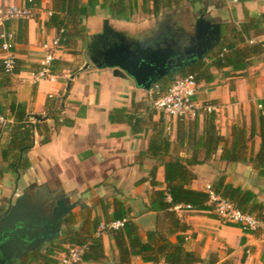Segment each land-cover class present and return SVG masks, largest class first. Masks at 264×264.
Returning a JSON list of instances; mask_svg holds the SVG:
<instances>
[{"label": "crops", "instance_id": "1", "mask_svg": "<svg viewBox=\"0 0 264 264\" xmlns=\"http://www.w3.org/2000/svg\"><path fill=\"white\" fill-rule=\"evenodd\" d=\"M52 2L41 0L34 17L28 19L23 42H17L13 50L21 71L13 76L10 87L0 92V99L7 102L6 94L13 92L17 102L26 106L29 116L42 115L45 118L43 121L50 127H54V121L47 119L48 102L61 100L58 117L61 121L70 120L72 124L55 131L51 141L46 144L42 143L43 138L38 133L35 134V146L28 154L32 166L20 179L13 173L5 175L0 184V198L4 199L0 207L11 203L30 186H47L51 191L67 195L73 203H78L72 214L76 218L75 228L78 230L89 228L96 218L104 219L106 212L111 216L116 203H123L131 209V217L136 222L146 214L156 213L148 209L152 195L155 190L165 188L164 167L147 153L152 133L149 123L145 124L142 132L134 133L127 122L128 115L133 113L150 118V111L154 113V122L160 120L161 115L154 108V90H142L131 79L116 77L113 70L99 69L92 64L87 69L84 66L90 63L87 39L102 31L105 19H109L116 30L126 35L131 29L145 27L130 23L129 18L120 20L112 17L108 9L98 8L96 14L85 21L88 37L83 54L80 56L67 50H57L55 60L66 62L67 66L53 79L38 80L33 73L42 65L46 56L43 45L57 38L56 30L45 27L52 14ZM25 4L26 0H0V9L21 8ZM149 6L152 8L151 4ZM190 8L194 11L198 9L201 15L203 7ZM106 10L110 13L108 18L104 16ZM203 13L207 19L221 25V39L224 37L227 40L232 35L230 30H240L247 18L264 15V0L245 3L229 1L223 8L209 6ZM151 17L155 23L156 17ZM2 31L4 24L0 25ZM250 41H264V36L252 37ZM83 43H78L77 51H81ZM6 55L0 42V59ZM76 57L82 58V65L74 72H69L67 67L72 66ZM212 72L215 75L214 81L199 84L195 97L200 109L201 131L204 124L203 107L213 106L220 134L229 142L233 126H245L248 131L257 128L258 153L262 143L259 134L260 116L263 114L259 105L264 107V54L254 58L246 71L235 72L226 68L212 69ZM168 128L167 131H171ZM175 133L176 127L173 139ZM224 147L222 145L208 163L193 167L197 178L192 188L206 192L208 186L225 175L234 186L258 194L254 185L248 182L249 167L246 164L221 160ZM155 167V180L160 183V187L152 185ZM262 178L260 176V180ZM103 205L108 207L106 211ZM178 213L190 227L186 234L187 247L200 254L205 264L211 255L218 257L217 264L227 261L230 264H264V228L244 231L239 225L226 224L219 218H213L211 215H216L214 211ZM102 237L107 257L102 264H119L113 238L106 233ZM131 264L153 263H144L140 257H133Z\"/></svg>", "mask_w": 264, "mask_h": 264}, {"label": "trees", "instance_id": "2", "mask_svg": "<svg viewBox=\"0 0 264 264\" xmlns=\"http://www.w3.org/2000/svg\"><path fill=\"white\" fill-rule=\"evenodd\" d=\"M52 14L45 24L47 29H54L59 40V49L76 54L78 43L88 37L85 21L94 16L98 8L108 9L113 17L125 20L135 16L138 12L153 15L158 18L171 11H183L187 6L202 5L204 12L209 6L217 9L227 6L229 1L245 3L250 0H52ZM41 0H26L25 7L36 9ZM152 5V8L149 5ZM197 15H200L197 13ZM28 27V19H13L4 23V30L14 34V43L23 42ZM16 28V30H13ZM228 27H226L227 29ZM231 38L222 37L217 47L204 59L197 61L177 74H172L169 87L177 80L189 75L195 76L196 82L212 83L215 75L212 69L223 70L231 68L235 72L246 71L254 58L264 54V41L249 44L252 37L264 36V15L247 18L242 28L231 29ZM2 46V40H0ZM14 50V49H13ZM208 60V61H207ZM67 66L66 62L55 60L50 66L51 75H58L59 71ZM41 66L35 70L38 72ZM17 65L12 73L6 72L4 60L0 59V92L8 89L12 84L13 76L20 73ZM164 80V79H163ZM160 81L157 85L162 84ZM169 87L162 88L167 93ZM163 94V95H164ZM158 93L155 99L161 97ZM7 102L0 99V116L8 123H0V184L7 173H13L20 179L30 168L29 152L35 146V134L38 133L46 144L51 141L52 134L61 127L71 125L69 120L58 117L61 100L48 102L47 119L54 121L50 127L44 121H29L26 106L18 103L13 92L6 94ZM138 110V109H137ZM150 118L137 113L128 115L127 122L134 133L144 130L149 123L151 136L147 153L158 161L165 170V188L155 190L148 209L158 213V227L154 231L144 233L131 217V209L123 203H116L113 214L104 216V224L128 219L120 230L106 229L100 236L97 235L102 223L94 219L90 227L78 230L75 228L76 218L71 215L65 219V227L59 240L50 243L43 250L31 252L20 261V264H59V256L68 253L75 246H86L82 255V263L102 264L106 260L103 242V233L110 235L118 251L119 264H131L133 257H140L144 263L159 264H205L200 254L187 247V232L190 227L182 221L177 207L191 206V211H211L215 207L210 204V194L192 188L197 176L193 167L204 165L212 160L222 145H224L222 161L228 163H253L257 173L264 177V115L260 116L261 147L256 155L250 150V143L258 135L255 128L250 131L245 126L235 125L232 128L231 142L220 134L216 124V113L204 112V124L201 131L199 115L195 119L178 120L175 139L167 131V121L161 116L158 122L153 121V111ZM157 167L153 171L152 185L160 187L156 182ZM212 191L232 202L246 214L255 216L264 222V203L258 201V196L251 190L236 187L222 175L212 185ZM4 199L0 198V204ZM105 211L107 206L103 205ZM219 218L218 215H211ZM218 257L211 255L207 264H217ZM223 264H230L225 262Z\"/></svg>", "mask_w": 264, "mask_h": 264}, {"label": "water", "instance_id": "3", "mask_svg": "<svg viewBox=\"0 0 264 264\" xmlns=\"http://www.w3.org/2000/svg\"><path fill=\"white\" fill-rule=\"evenodd\" d=\"M193 32L179 43L164 41V46L152 39L133 40L116 30L109 19L103 22L102 31L87 39V56L90 64L99 69L113 70L116 77L131 79L145 91L177 72L204 59L221 41L219 23L207 19L201 12L192 22ZM185 58L186 61H181ZM70 87V82L68 88ZM29 119L43 121L40 114ZM0 214V264H20V261L36 250L62 236L65 219L71 216L78 203L67 195L51 191L47 186H30ZM144 232L158 227V214L149 213L136 220Z\"/></svg>", "mask_w": 264, "mask_h": 264}, {"label": "built area", "instance_id": "4", "mask_svg": "<svg viewBox=\"0 0 264 264\" xmlns=\"http://www.w3.org/2000/svg\"><path fill=\"white\" fill-rule=\"evenodd\" d=\"M35 9H28L25 6L21 8L13 9H0V25H3L8 20L13 19H30L34 17ZM0 40H2V50L7 53L4 60L6 72L12 73L17 65V57L14 54V34L2 31L0 32ZM250 44H254V41H250ZM46 50V56L41 65V69L38 72H34L33 76L40 80L46 78H55L50 73V66L55 59V52L59 50V40L54 39L53 41L46 42L43 45ZM157 87V86H156ZM198 91V83L196 82L195 76L189 75L185 78L177 80L172 84L167 93L161 97L155 99L154 108L163 116V118L169 123L171 121L189 120L195 119L200 115V109L195 102V97ZM262 114L264 115L263 105H259ZM205 112L215 111V107L206 106L203 107ZM0 123L6 125L8 121L0 116ZM169 130L171 126L169 125ZM210 194V204L214 205V213L218 215L219 220L226 224L239 225L244 231H256L259 228H264V222L258 220L255 216L249 215L241 211L232 202L223 199L216 195L212 191V187L208 186L207 191ZM177 211H191V206L177 207ZM128 222V219L118 220L109 224L101 225L97 235L100 236L102 231L106 229L120 230ZM86 246H75L69 249L68 253H62L59 256V264H81L82 255L86 250Z\"/></svg>", "mask_w": 264, "mask_h": 264}, {"label": "flooded vegetation", "instance_id": "5", "mask_svg": "<svg viewBox=\"0 0 264 264\" xmlns=\"http://www.w3.org/2000/svg\"><path fill=\"white\" fill-rule=\"evenodd\" d=\"M199 17L200 15H197L196 11H194L192 8H189V12L185 14V16L184 13L179 11L177 13H169L149 27L147 26L140 29H131L126 33L130 39H152L162 46H164V41L172 42V39L179 43L182 38L184 39L188 34L193 32L192 22H195ZM181 61H186V59L182 58ZM188 67L189 66H184L172 74H177L181 70H184ZM5 210V207L1 206L0 214L5 212Z\"/></svg>", "mask_w": 264, "mask_h": 264}, {"label": "rangeland", "instance_id": "6", "mask_svg": "<svg viewBox=\"0 0 264 264\" xmlns=\"http://www.w3.org/2000/svg\"><path fill=\"white\" fill-rule=\"evenodd\" d=\"M196 7H198L200 9V7H202V5H197ZM189 8H190V6H187L185 10L179 11V12L184 13V16H185V14H187L189 12ZM195 11L198 13V9H195ZM175 12L177 13L178 11H171L169 13H175ZM108 13H109V11L106 10L105 11V15H104L105 18H108L107 16L110 14V13L109 14ZM165 15H167V14H164V15L156 18V20L158 21L159 19H162L163 17H165ZM112 17H113V15H112ZM150 17H151V15H149V14H143L142 12H140V13H137L134 17H130L129 20H130V23L135 24L138 27H147V26L149 27L150 25H153L154 24V22L152 21V17L151 18ZM156 20H154V21H156ZM84 50H86V40L83 43V47H81V51H78L75 55H78L79 54L81 56L83 54L82 51H84ZM83 59H85V58L83 57ZM81 61H82V58L78 59L76 57V59L73 61L72 66L69 65L67 67L68 71L69 72H74L75 69L80 68L81 65H82V62ZM170 79H171L170 77L165 78L163 80V82H162L161 85L153 88V90H154L153 93H152L153 99H155V95L157 93L159 95H163L165 93L162 90V88H165L166 89L167 87H169L170 82H171ZM177 122L178 121L174 120V121H171V122L168 123L171 126V131H169V132L172 135L174 133V129H175L176 125H177ZM255 130L257 131V128H255ZM250 150H251V152L254 155L257 154V152H256V138H255L254 141H252L250 143ZM245 164L249 167V170H248V172H249L248 180L249 181L248 182L250 184H253L254 185L253 188H255L257 190V192H258V194H257L258 201L264 203V177L262 178V180H260V175L259 174L258 175L256 174L257 171H256L255 165L253 163H245ZM99 220H100V223H102L104 221L103 218H99ZM48 245L49 244H47L46 247ZM46 247H44V248H46Z\"/></svg>", "mask_w": 264, "mask_h": 264}]
</instances>
